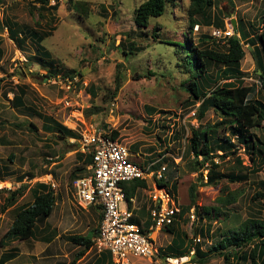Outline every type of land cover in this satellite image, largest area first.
Segmentation results:
<instances>
[{
    "label": "rangeland",
    "instance_id": "obj_1",
    "mask_svg": "<svg viewBox=\"0 0 264 264\" xmlns=\"http://www.w3.org/2000/svg\"><path fill=\"white\" fill-rule=\"evenodd\" d=\"M146 1L51 0L49 7L32 14L30 7L37 4L35 0H0V24L4 23L0 31V264H71L84 249L75 239L95 237L97 209H84L77 203L74 181L69 178L82 163L76 154L79 145L58 137V123L72 129L84 121L88 126L106 125L117 130L121 143L130 151V159L140 165L161 160L163 156L168 162L157 170L170 164V169L176 172L168 189L178 205L195 207L198 214L202 210L207 213L208 208L216 205L223 187L240 192L239 202L223 209L231 215L230 221L214 220L208 238L199 232L201 227L207 230L208 221L201 222L198 216L195 223L188 219L181 221V231L204 252H210L220 241L216 232L219 228L236 227L252 214L262 218V211L257 212L261 208L255 204L264 200L253 201V197L264 191V165H258L257 174L249 175L246 182L225 180L217 186H204L207 180L204 178L202 183L199 174L190 171L193 158H182L192 138L191 129L214 125L220 118L211 109L200 119L202 102L190 98L191 78L185 72L184 52L179 47L188 41L183 34L189 32V0H176L175 7L170 5L164 16L152 19L148 30L141 31L134 16L135 10ZM78 2L88 6L89 18L75 8ZM263 8L262 0H216L214 7L207 10V21L213 24L214 14L223 12L224 18L239 21L238 32L251 31L252 36L253 28L256 30L264 16ZM7 27L15 31V41L11 40ZM207 30L194 32V41ZM206 44L216 46L212 41ZM246 45V57L240 66L245 74L242 80L245 86L255 84L257 91L253 99L264 102L254 49ZM124 51L132 55L125 56ZM70 71L80 74L72 83L66 82ZM118 71L121 89L115 92ZM227 82L231 81L223 79L219 85ZM21 91L26 92L23 106L11 104L14 95ZM251 133L264 143V126ZM218 136L229 137L236 149L238 139L229 128L221 129ZM218 155L222 156V152ZM236 158L245 167L236 173L248 175L253 167L244 147L238 149L236 156L222 159V172L231 171ZM40 182L51 185L57 196L52 216L38 220L32 239L8 242L5 235L13 224L15 212L13 208L3 212V207L10 191L23 185L34 188ZM193 187L197 189L194 203ZM32 202L28 190L19 197L18 205ZM151 235L157 249L166 252L172 245L173 236L165 231ZM218 254L211 252L205 264H225L224 257ZM8 255L13 259H7ZM96 259V251L90 250L79 264H94ZM195 259L187 264H201ZM227 261L238 264L234 260L232 263L231 258ZM132 264L152 263L135 259Z\"/></svg>",
    "mask_w": 264,
    "mask_h": 264
},
{
    "label": "trees",
    "instance_id": "obj_2",
    "mask_svg": "<svg viewBox=\"0 0 264 264\" xmlns=\"http://www.w3.org/2000/svg\"><path fill=\"white\" fill-rule=\"evenodd\" d=\"M50 1L51 0H35L37 4L35 6L31 5V13L40 12L39 10L41 8L49 7ZM215 1L216 0H189V6L187 8L189 32L183 34L188 41L179 45L184 52L183 66L185 67V72L190 75L191 78L189 84L190 98H193L196 102H202L199 111L200 119H203L207 111L211 109L220 118V121L214 125H199L198 128H192V138L185 147L182 156L183 159L193 158V161L190 162V171L199 174L202 183L204 182V178H207V181L203 183L204 186H217L220 182L225 180L231 183L246 182L249 180V175L257 174L258 168L256 167L258 165H264L263 140H260V138L251 133L253 129L264 126V102L253 99L257 91V86L255 84L252 86H245L242 80L245 74L240 70L241 63L246 57L245 45L247 44L248 48L252 47L254 49L253 57L257 61L258 70L261 72V75L258 77L262 89L264 90V65L262 62L264 61V16L262 20H260V25L258 27L254 25L256 30H254V26L252 27L254 31L252 36L251 31L248 32L246 30L245 33L238 32L239 21L237 20L235 34L239 37L235 38L236 36H234L229 39V46H221V44L217 43L211 36V31L212 28L225 30V19L230 17L226 16L224 18L223 12H218V14H214L213 24L207 21V10L214 7ZM175 3L176 0H147L142 3L135 10L134 22L137 29L141 31L148 30L151 20L164 16L167 12V8L170 5L175 7ZM262 3L264 7V0H262ZM37 5H39V7ZM74 5L76 9H80L84 13V17L89 18V10L86 4L78 2ZM37 17L42 20L41 14H38ZM3 25L0 24V31L4 28ZM197 25L201 27L202 31L203 29L208 30L206 34H202L197 42H195L194 27ZM209 26H211V28H205ZM7 29L11 36V40L15 41V31L11 27H7ZM154 31L157 30L155 29ZM154 37L156 38L158 35L155 34ZM210 41L213 43L215 42L216 46H208L206 42ZM123 54L125 56L132 55V53H128L127 51H124ZM258 56L262 59L259 60ZM120 75L121 72L118 71L115 92L121 89ZM47 77L51 78L52 76L47 74ZM66 77L73 80L75 77H80V74L76 71H70L66 74ZM223 79L231 82L219 85V82ZM233 79H235V82L232 81ZM236 80L240 81L238 82ZM188 82L189 80L186 81V83ZM236 83L240 85L236 86ZM25 94L26 92L24 91H21V94H15L11 104L16 103L19 107L23 106ZM95 110H97V108ZM33 127L36 129L35 126ZM56 128L58 137L68 141L71 139H78L77 133L63 124H56ZM225 128H229L232 136L238 139V149L244 147V150L250 155V162L253 169L248 171V175L236 173L237 169L242 170L245 168L240 158L235 159V167H233L231 171L228 173L222 172V159L228 158L229 155L236 156V154H238L237 147L236 149L234 148V143L229 137L220 138L218 136V132ZM48 129L53 131V128L49 127ZM101 129L113 140H118L120 138V132L117 130H112L106 125ZM229 146L230 148H228ZM133 149L137 150L136 147ZM232 149L235 151L230 153ZM219 152H222V156L218 155ZM77 157H79L82 163L71 172L69 178L72 179V182H75L79 177L89 174L88 167L94 163L93 154L85 155L77 152ZM217 159H220V161L217 162ZM150 162H152V160H150ZM165 162L168 161L162 156L161 160L156 163V168L153 167V169H159ZM169 165L167 166L165 174L167 175L168 171H171L169 173L171 175L158 182L159 188H169L168 183L171 179H175L176 172H173ZM172 165L175 166L174 163ZM176 167H178V164ZM204 173H206V175ZM128 185L130 186L129 192L127 191ZM262 186L264 187V184ZM123 187L126 197L130 199L132 197L131 195L138 187L146 188L147 183L142 180H136L124 183ZM28 190L32 195L33 202L18 205L19 197H23ZM196 191L197 189H195V187L191 189V199L193 203ZM240 194V192H231L227 187H223L221 189V196L216 200L215 206L208 208L207 213H204L205 210H202V214L196 213L197 216L200 217L201 222L208 221L207 230H204L203 227L199 230L201 235L207 238L209 237L214 220L219 221L223 218V222L225 223L230 221L231 215L228 212H224L223 209L237 204ZM56 199L57 196L51 185L44 183H37L34 188L30 189H28L27 185H23L18 190L10 191V195L3 207V212L13 208L15 218L11 228L5 235V240L11 242L28 241L32 239L37 230L38 220L52 216L56 205ZM256 199H261L263 201L264 191L257 192L253 197V201H256ZM255 205L260 206L261 209L257 210V212L262 211V218L252 214L247 220L242 221V223L239 221L240 224L236 227L226 230L219 228L216 232L221 239L210 248V252H204L199 245L190 241L188 235L181 231V222L175 221L172 225L163 230L173 236V241L166 252L160 249V257L164 259L168 256H187L195 246V260L197 261L199 259L201 264H205L209 258H211L210 254L213 251L224 257L225 264H231L228 263V258L232 259V263L234 260L238 264H264V203L260 201ZM99 209L101 210V208ZM190 209L191 206H182L181 221L185 222L183 217ZM101 219L102 213H99L98 228ZM136 223L140 224L139 222ZM150 226L151 222L145 224L144 231L146 233L151 232L149 230ZM98 228L95 231V236L98 234ZM75 241L77 243L81 242L84 249L76 254L71 264H78L90 250H93V239L76 238ZM8 257L7 259H13L11 255H8ZM4 262H6V259L3 260V263ZM95 264H113L111 254L105 252L99 255Z\"/></svg>",
    "mask_w": 264,
    "mask_h": 264
},
{
    "label": "built area",
    "instance_id": "obj_3",
    "mask_svg": "<svg viewBox=\"0 0 264 264\" xmlns=\"http://www.w3.org/2000/svg\"><path fill=\"white\" fill-rule=\"evenodd\" d=\"M235 30L232 20L228 19L226 29L212 28L211 36L217 43L229 46L228 40L236 36ZM200 31L199 25L194 27V32ZM76 79H67L66 82L72 83ZM81 124L78 128H72L78 139L71 141L78 143L80 153L93 154L94 163L88 167L89 174L75 180L73 188L77 203L82 208H101L99 231L93 239L96 253H110L113 264H132L135 259L148 260L152 264H187L192 261L196 255L195 248L187 256L161 258L160 249L156 248L151 235V232H161L175 221L181 222L182 206L178 205L170 189L158 187V182L164 179L165 168L155 171V164L144 166L132 161L126 145L111 139L97 126H88L84 121ZM136 180L153 182L149 192L152 203L149 210L150 233L133 221L134 207L131 206L136 204V199H128L123 187L124 183ZM183 218L195 223V207Z\"/></svg>",
    "mask_w": 264,
    "mask_h": 264
},
{
    "label": "crops",
    "instance_id": "obj_4",
    "mask_svg": "<svg viewBox=\"0 0 264 264\" xmlns=\"http://www.w3.org/2000/svg\"><path fill=\"white\" fill-rule=\"evenodd\" d=\"M237 25V24H236ZM72 140V139H71ZM71 140H69L71 142ZM119 142L120 141V138L118 139ZM70 153V152H69ZM71 154V153H70ZM77 154V153H76ZM68 155V154H67ZM159 160H156V161H152V162H149L148 165H145V166H149L150 164H155L153 167L156 168L157 164ZM147 163L145 160H144V164ZM163 168H165V170L163 171V174H164V178H166V171H167V167H162L160 170H162ZM154 170V169H153ZM160 170H156L155 171H160ZM41 183V182H40ZM147 183V187L146 188H141V187H138L136 189V191L131 195L133 199H136V204L134 206H131V207H134V222H139L140 224L136 223L138 226L144 228L145 227V224L147 222H151V219H150V208L152 206V203L149 199V192L150 190H152V186H153V182H151L150 180L149 181H146ZM48 184V183H47ZM49 185V184H48ZM127 191L129 192V189H130V186L128 185L127 186ZM149 190V191H147ZM56 195V194H55ZM96 208V213L99 215V213H101V210L98 208V207H94ZM89 211V210H87ZM95 238V237H94ZM93 238V239H94ZM94 250V249H93ZM92 251V250H91ZM89 253V252H88ZM87 255V254H86ZM86 257V256H85ZM85 257L83 259H85ZM99 257V254H97V259ZM82 259V260H83ZM96 259V260H97ZM81 260V261H82ZM79 261L78 264L81 262ZM96 262V261H95ZM95 264V263H94Z\"/></svg>",
    "mask_w": 264,
    "mask_h": 264
},
{
    "label": "water",
    "instance_id": "obj_5",
    "mask_svg": "<svg viewBox=\"0 0 264 264\" xmlns=\"http://www.w3.org/2000/svg\"><path fill=\"white\" fill-rule=\"evenodd\" d=\"M232 24H233L234 28L236 29L237 28V26H236L237 21L236 20H232ZM235 38H238V37L236 36ZM260 74H261V72H260Z\"/></svg>",
    "mask_w": 264,
    "mask_h": 264
},
{
    "label": "clouds",
    "instance_id": "obj_6",
    "mask_svg": "<svg viewBox=\"0 0 264 264\" xmlns=\"http://www.w3.org/2000/svg\"><path fill=\"white\" fill-rule=\"evenodd\" d=\"M238 37V36H237Z\"/></svg>",
    "mask_w": 264,
    "mask_h": 264
}]
</instances>
